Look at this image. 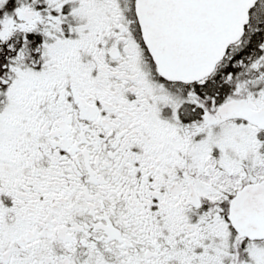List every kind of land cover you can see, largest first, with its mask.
Returning <instances> with one entry per match:
<instances>
[{
    "label": "snow or ice",
    "instance_id": "1",
    "mask_svg": "<svg viewBox=\"0 0 264 264\" xmlns=\"http://www.w3.org/2000/svg\"><path fill=\"white\" fill-rule=\"evenodd\" d=\"M0 264H264V0H0Z\"/></svg>",
    "mask_w": 264,
    "mask_h": 264
}]
</instances>
